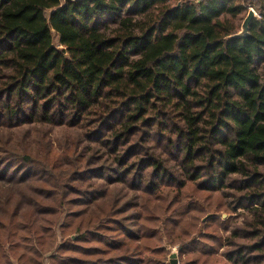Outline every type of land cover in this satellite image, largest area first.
I'll use <instances>...</instances> for the list:
<instances>
[{"label":"trees","instance_id":"1","mask_svg":"<svg viewBox=\"0 0 264 264\" xmlns=\"http://www.w3.org/2000/svg\"><path fill=\"white\" fill-rule=\"evenodd\" d=\"M167 245L264 264V0H0V264Z\"/></svg>","mask_w":264,"mask_h":264},{"label":"rangeland","instance_id":"2","mask_svg":"<svg viewBox=\"0 0 264 264\" xmlns=\"http://www.w3.org/2000/svg\"><path fill=\"white\" fill-rule=\"evenodd\" d=\"M246 3H249V2H246ZM248 8H249V6H248ZM51 11H52V9L46 10V14L49 15V13ZM245 15H246V13H244L243 17H245ZM53 35H54V39H53L54 44L60 46V44H59V35H58V33L55 30H53ZM70 131H71L70 128L57 126V127L54 128L53 134H54L55 137L58 136L59 138L64 139V138H66V137H64V135L65 134L68 135L69 133H71ZM55 141H57V139ZM215 213H217L216 216L220 217L221 219H227L229 217V212H227L225 210L216 211ZM210 216H211L210 213L195 212L194 211L193 214H190L188 216V218L192 219L195 222H200V224H201L202 222H205L206 220H208ZM213 227H214V224H212L210 229L212 230ZM204 231H205V228H204ZM76 236H77V233H74L72 235L73 238H75ZM166 248L168 250V253L166 254V256H164V260H165L166 264H170V257H171V254L173 252H175L177 254V259H178L179 264H188L187 261H192V254H194V252L181 253L180 252V247L178 245H173V246L172 245H167ZM200 254H203V253H200ZM44 264H50L49 260L46 259L44 261ZM216 264H223V263L217 262Z\"/></svg>","mask_w":264,"mask_h":264},{"label":"water","instance_id":"3","mask_svg":"<svg viewBox=\"0 0 264 264\" xmlns=\"http://www.w3.org/2000/svg\"><path fill=\"white\" fill-rule=\"evenodd\" d=\"M256 16H258V12L256 11V9L254 7H249L245 17L241 22L240 29L237 32L233 33V35L242 36L248 34L250 23ZM170 264H179L177 254L175 252L171 254Z\"/></svg>","mask_w":264,"mask_h":264},{"label":"crops","instance_id":"4","mask_svg":"<svg viewBox=\"0 0 264 264\" xmlns=\"http://www.w3.org/2000/svg\"><path fill=\"white\" fill-rule=\"evenodd\" d=\"M249 4H251L250 2L249 3H246L245 5H246V10H245V12L244 13H247V11H248V6H249ZM252 5V4H251ZM255 8V7H254ZM256 9V8H255ZM257 12H258V10H257ZM259 13V12H258ZM260 16V15H259Z\"/></svg>","mask_w":264,"mask_h":264},{"label":"built area","instance_id":"5","mask_svg":"<svg viewBox=\"0 0 264 264\" xmlns=\"http://www.w3.org/2000/svg\"><path fill=\"white\" fill-rule=\"evenodd\" d=\"M196 1H202V0H196ZM249 7H254L253 5H251V4H249ZM257 11V10H256ZM260 14L258 13V16H259Z\"/></svg>","mask_w":264,"mask_h":264}]
</instances>
